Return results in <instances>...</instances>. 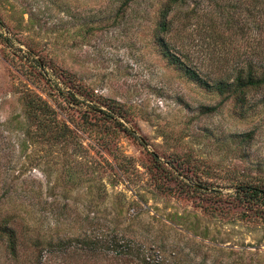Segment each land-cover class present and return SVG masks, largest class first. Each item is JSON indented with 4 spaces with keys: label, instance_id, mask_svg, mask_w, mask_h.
Segmentation results:
<instances>
[{
    "label": "rangeland",
    "instance_id": "obj_1",
    "mask_svg": "<svg viewBox=\"0 0 264 264\" xmlns=\"http://www.w3.org/2000/svg\"><path fill=\"white\" fill-rule=\"evenodd\" d=\"M167 2L0 0V264H264V0Z\"/></svg>",
    "mask_w": 264,
    "mask_h": 264
},
{
    "label": "trees",
    "instance_id": "obj_2",
    "mask_svg": "<svg viewBox=\"0 0 264 264\" xmlns=\"http://www.w3.org/2000/svg\"><path fill=\"white\" fill-rule=\"evenodd\" d=\"M185 0H168L166 6L160 10V22H159V33L165 35L168 32V22L167 17L169 12L172 9V6L178 3H183ZM2 26L0 25V28ZM164 40L162 38L158 39V44L160 47H164ZM165 48V47H164ZM163 48V55L168 60L171 65H174L180 68L185 77L189 80L194 81L201 86L210 89L209 83L203 81L200 76L193 71L192 69L184 66L183 62L179 60L176 56L168 52ZM213 90L217 91L219 94H228L234 96L237 102H244L245 96L251 90H258L264 88V68L255 69V67H248L245 71L237 72L236 75L228 82L221 81L218 82L215 86H212ZM24 106L27 109L28 119L30 121L33 119L38 122L40 128H45V125L51 126V130L55 134L52 137V140H61L65 139L68 136V128L64 123H61L53 117V111L49 109L48 105L42 101L39 97H35L31 94H25ZM48 122V123H47ZM239 200H245V202L254 201L259 206L264 207V188H257L254 186L242 187L239 189ZM5 228V227H4ZM2 228V230L4 229ZM9 245L14 247L12 236H9Z\"/></svg>",
    "mask_w": 264,
    "mask_h": 264
}]
</instances>
